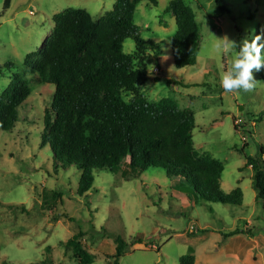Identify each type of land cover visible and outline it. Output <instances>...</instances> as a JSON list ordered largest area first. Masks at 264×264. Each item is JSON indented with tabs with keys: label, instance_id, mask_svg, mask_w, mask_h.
I'll list each match as a JSON object with an SVG mask.
<instances>
[{
	"label": "rangeland",
	"instance_id": "obj_1",
	"mask_svg": "<svg viewBox=\"0 0 264 264\" xmlns=\"http://www.w3.org/2000/svg\"><path fill=\"white\" fill-rule=\"evenodd\" d=\"M169 1L136 6L138 36L159 46L156 55L148 51L147 75L137 86L149 101L169 98L193 112L195 150L221 163V190L240 187L242 203L204 200L159 168L136 176L94 171L93 183L80 194L76 166L63 167L49 147H39L40 119L54 86L30 82L35 74L23 61L44 44L55 13L81 8L96 20L114 0H11L7 9L0 0V94L13 73L24 74L32 88L15 127L0 129V264H80L65 243L80 230L90 264H114L116 238L126 241L118 264H178L189 247L196 264H264V205L255 199L247 164V158L264 160V68L253 73L259 82L253 91L226 93L220 78L238 48L217 52L213 47L225 35L239 43L264 31V0H223L226 12L214 0H185L196 19L199 49L196 62L181 68L172 61L176 25L173 14L164 11ZM133 50V40L126 39L123 51ZM123 98L128 101L130 94ZM44 190L60 197L42 208Z\"/></svg>",
	"mask_w": 264,
	"mask_h": 264
},
{
	"label": "trees",
	"instance_id": "obj_2",
	"mask_svg": "<svg viewBox=\"0 0 264 264\" xmlns=\"http://www.w3.org/2000/svg\"><path fill=\"white\" fill-rule=\"evenodd\" d=\"M141 1L157 5V0H114L112 9L96 20L86 10L71 7L52 16L54 25L44 44L23 61L35 74L30 82L54 86L49 106L40 119L39 147H49L63 167L76 166L80 172V194L93 183L94 171L121 170L123 176H136L148 168H159L166 177L191 185L204 200L240 205V187L228 193L220 188L221 163L195 150L193 112L169 98L149 101L137 86L139 79L147 75L148 51L155 55L159 51L155 41L138 36L133 16ZM10 2L3 0V8L7 9ZM214 3L220 12H226L223 0ZM164 11L175 19L176 31L171 39L173 64L178 68L193 65L199 42L192 9L185 0H170ZM129 38L134 50L125 53L123 42ZM30 82L24 74H12L0 94L1 130L15 127L19 107L32 92ZM125 93L130 94L128 101L123 98ZM247 159L255 199L264 205V160ZM59 197L57 191L44 190L40 206L49 207ZM186 197L190 199V193ZM235 233L237 229L230 234ZM83 235L80 230L65 243L80 264H90L92 259L81 243ZM125 247L124 239H115L114 264H118ZM178 264H195L192 248L178 258Z\"/></svg>",
	"mask_w": 264,
	"mask_h": 264
},
{
	"label": "clouds",
	"instance_id": "obj_3",
	"mask_svg": "<svg viewBox=\"0 0 264 264\" xmlns=\"http://www.w3.org/2000/svg\"><path fill=\"white\" fill-rule=\"evenodd\" d=\"M213 47L217 52H230L238 48L230 67L222 73L220 78L224 91L226 93L253 91L259 83L253 73L264 68V31L252 35L250 39L245 37L239 43L225 35L222 38H216ZM150 67L151 72L154 71V65Z\"/></svg>",
	"mask_w": 264,
	"mask_h": 264
},
{
	"label": "built area",
	"instance_id": "obj_4",
	"mask_svg": "<svg viewBox=\"0 0 264 264\" xmlns=\"http://www.w3.org/2000/svg\"><path fill=\"white\" fill-rule=\"evenodd\" d=\"M191 231H193L194 227L190 226Z\"/></svg>",
	"mask_w": 264,
	"mask_h": 264
},
{
	"label": "crops",
	"instance_id": "obj_5",
	"mask_svg": "<svg viewBox=\"0 0 264 264\" xmlns=\"http://www.w3.org/2000/svg\"><path fill=\"white\" fill-rule=\"evenodd\" d=\"M195 264H196V259H195Z\"/></svg>",
	"mask_w": 264,
	"mask_h": 264
}]
</instances>
